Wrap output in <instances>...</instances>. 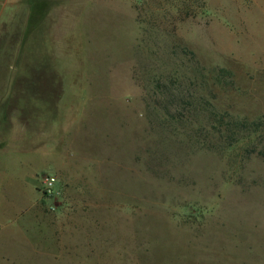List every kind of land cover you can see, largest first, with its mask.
Listing matches in <instances>:
<instances>
[{
	"label": "rangeland",
	"instance_id": "1",
	"mask_svg": "<svg viewBox=\"0 0 264 264\" xmlns=\"http://www.w3.org/2000/svg\"><path fill=\"white\" fill-rule=\"evenodd\" d=\"M0 264H264V0L9 2Z\"/></svg>",
	"mask_w": 264,
	"mask_h": 264
},
{
	"label": "crops",
	"instance_id": "2",
	"mask_svg": "<svg viewBox=\"0 0 264 264\" xmlns=\"http://www.w3.org/2000/svg\"><path fill=\"white\" fill-rule=\"evenodd\" d=\"M12 0H0V19L3 16L4 10L6 9V6L8 5L9 2Z\"/></svg>",
	"mask_w": 264,
	"mask_h": 264
},
{
	"label": "built area",
	"instance_id": "3",
	"mask_svg": "<svg viewBox=\"0 0 264 264\" xmlns=\"http://www.w3.org/2000/svg\"><path fill=\"white\" fill-rule=\"evenodd\" d=\"M54 178L53 177H49L46 179L45 185L47 186V188H51L54 185Z\"/></svg>",
	"mask_w": 264,
	"mask_h": 264
}]
</instances>
